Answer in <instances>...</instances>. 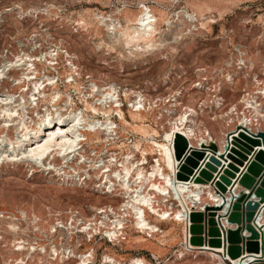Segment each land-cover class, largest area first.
Instances as JSON below:
<instances>
[{"label":"bare ground","instance_id":"6f19581e","mask_svg":"<svg viewBox=\"0 0 264 264\" xmlns=\"http://www.w3.org/2000/svg\"><path fill=\"white\" fill-rule=\"evenodd\" d=\"M140 4V12L138 14H132V12L127 10L126 7L122 11L119 10L125 19L126 26H124L121 21L115 20L111 17H105L99 14L95 15V21L97 22V26H95V28L106 32L108 37V41H103L100 43V46H119L125 50L126 54L132 57L145 55L149 56L151 53L156 54L158 48L163 46V44L159 43L156 38L157 35L160 34L158 19L152 14L149 7L145 4ZM180 14H183V18L190 23L191 26L194 25L195 28L197 26L203 27L208 22H216L209 17H199L197 14L187 11L185 7H181L180 10L173 15V18L179 17ZM42 21L46 27L50 28V30L52 29L53 22L50 19L44 18ZM59 24L60 27L57 28V31L70 33L76 38H78L79 33L82 34L84 32H89V29L92 27L91 23L78 21V25L80 27L75 31L76 26L71 27L65 22V20ZM167 24L172 25L173 22L169 21ZM62 39L63 41L61 44H56L54 50H51L53 46L42 50L40 52V57H35L34 54H30V50H27L29 53L22 56L19 55V52L16 53V58L13 60H7L4 58V53L0 58H3V60H0V171L3 168L10 169L11 165L14 167L24 165L26 166V169H36V173H39L47 167L46 162L42 161L44 157L50 158V156H54L55 158L62 156L64 158L71 152V150H73V146L81 140L80 135L75 132V130H77V125L75 124H79L80 122V116L76 115V113L73 116H71L72 114H69L68 116H70V118H67L66 121L59 118V113L57 114V120L54 122L50 120V114L53 110L51 109V106H57L56 102L58 97H60L59 94L61 91L57 88V86H54L49 90L46 87L44 89L45 94L42 96L41 101H39L41 104L38 102L37 107L32 106L33 101L36 100V93L39 92V94H42V89L46 84L54 83V78L48 76H46V80L34 81L35 75L38 74L40 70V66L34 63V57L36 58L35 61L40 60V63L43 61L46 63L53 62V57L56 55L59 56V53L61 52L63 55L62 58L65 61L64 67L67 71L71 72L69 76L73 73H76L79 77H81L82 74H87L85 73V69L82 67L80 56L73 50L69 40L65 38ZM54 52L58 53L53 54ZM229 52L232 53L231 50H229ZM168 56L166 59H169ZM56 60H59V58L57 57ZM224 65L225 63H219L216 69L221 71L230 70ZM234 72L236 71L234 70ZM246 74L250 75L251 78L246 80L247 84L243 89L238 102L232 104V115H229L226 119L222 117V121L216 123L222 130L221 134H218L214 127L207 125V128L212 135V143L215 141L220 143L226 142V137H222V133L224 132V128H226V124L229 120L233 122L237 121L239 123L238 130H241V132L253 133L258 128L257 125L260 122L259 119L262 117L264 106H259L256 98L258 94L264 98V83H261L260 76L256 71V65L254 63L251 66H248ZM240 75L241 74L238 75V79H235V75L234 79H224V89H229L232 92H235L236 86L241 83ZM91 77L97 81L106 80L105 77H97L95 74H92ZM203 77V71H197L196 79L198 78L200 80ZM215 80L219 81L220 77L215 78ZM195 82L196 81H194V84ZM108 84V96L105 100V106L102 107L103 113L108 116L107 122L102 125L104 134L100 133L94 137V139H91V143L106 142L111 140L114 134H117L118 128L123 131H127L129 128L140 136V141L132 146L124 143V146H127L128 150H141L143 155H155L157 151L160 150L162 156L161 160L165 163L167 162L169 169H174L177 164V160L175 159L173 153L175 134L180 132L187 135L188 132H186V129H189L188 123L191 122L196 124L199 122L200 114L197 108L193 105L187 106V108L192 111L193 115V118L190 120L184 113H182L184 108L183 104L181 106L179 116L172 117L173 115L168 110L169 107L166 103V99L161 101L160 104L159 101L155 103L148 98L143 99L137 89L129 88L128 90H124V97H126V100L128 99L129 103V119L124 108H122V103L117 98L120 89L123 90L124 88L113 80H110V83ZM261 84L262 87L260 88ZM29 85H33L34 89L27 92L25 96L23 92ZM89 86V88L93 87L94 90L96 89L93 83ZM51 90L52 93L47 94V92ZM65 95L68 97L67 93ZM202 100L204 105L210 109L211 98L203 97L201 98V101ZM212 103L214 104V101H212ZM218 104L219 103L217 102L216 105L219 106ZM241 104L245 107L239 109L238 106ZM85 106L87 109H91L95 113L100 111V109L89 101L85 102ZM157 106H160L162 110H167V115L163 114L162 117L159 115L152 121L155 125L169 127L170 130L165 132L163 141L156 140V137L159 136V131H157L155 126L150 124L149 120L155 116L156 108H158ZM70 107H74V105L72 98L69 96L66 106H63L61 111L65 109L68 111ZM114 113L118 116L119 124L112 120L111 116H113L112 114ZM204 117L207 120L210 119V112H206ZM68 119H73V122H75L73 127H71L72 125L70 124V121L69 123L67 122ZM142 140L146 142V145L141 143ZM229 142L231 141L229 140ZM258 150L259 148H257V151ZM218 159L221 160L220 157H218ZM111 163L113 162L111 161ZM137 166L139 165L132 163L131 161H126L125 163L122 162L121 164H118L117 162V167H123V171L115 169L112 177L102 174L103 177H106L109 189L115 191L112 194H106L108 202L104 205L117 207V209L115 208L116 214L118 213L122 216L119 218L118 216H115L113 220L110 215L106 214H104L103 217H100L98 213H102V208H98L99 206L97 205L92 207L95 221H101L102 224L113 223L112 225L114 226V229L109 231L107 234L113 241H115V246L120 247L122 252H127V250H125L122 242L118 243L116 241H119V237L121 236L120 234L123 233V235H126L124 233L125 229H127L128 235H130V232L131 235H139V239L132 240V243L133 241H136L133 243V246L137 245L139 248H144V244L148 242V240L157 241L163 248H166L169 243V232L166 230H163L161 234H155L156 231L161 230L159 224L163 223L161 221L167 219L168 214L165 210L161 212L156 209L154 201L151 197L147 196L142 199V196L138 191L139 186H141V182L149 184L152 186V189H156L158 191L160 195V203H166L168 201V198L172 195V188L177 190L182 208L180 207L176 209L172 219L174 220V223L182 226V231H184L182 224L188 218L192 209H201L208 205L213 207L222 205L221 197L208 189L209 183L203 185L193 181H182L175 182L178 184L174 186V180L168 173H165V171L162 170V167H159L156 170L154 169L155 172L151 176H160V186L157 187L156 184L152 183V178L145 177V179L142 180L143 174L138 168L136 169ZM239 169L243 171L244 168L240 167ZM101 173L99 171L97 177ZM37 177L46 179L42 175H38ZM52 183L56 184L54 182ZM49 193H51L50 195H58V191H50ZM116 198L120 200H116ZM143 206H146L152 214L149 212L150 215H148ZM223 206H226V203ZM22 212L27 218L28 214L26 211L23 210ZM33 215V223L38 222L41 216L39 214ZM2 216L5 215L3 214ZM6 218L12 220L9 225V230L13 233L17 232V225L13 223L16 219L11 215H8ZM259 222L261 223V220ZM110 226L111 225H109V227ZM148 234L152 235L151 238L145 239ZM124 240H127V238H124ZM129 244L131 243H128V245ZM97 251V249H94V251L89 254H83L76 251L64 252L62 261L65 263L75 261V264H91L96 261L95 252ZM106 251H108V249ZM213 251H208L204 254L209 255V257L216 261V264L247 263L242 262L243 260L241 259L232 260L230 258H224L222 254H220L223 252L222 249H215ZM154 255L158 257L160 253L155 252ZM101 264L150 263L141 256L134 257L126 262L119 259L116 254L111 255L106 253Z\"/></svg>","mask_w":264,"mask_h":264},{"label":"rangeland","instance_id":"374dc122","mask_svg":"<svg viewBox=\"0 0 264 264\" xmlns=\"http://www.w3.org/2000/svg\"><path fill=\"white\" fill-rule=\"evenodd\" d=\"M140 3L149 7L158 19L160 34L156 38L163 46L158 48L156 54L132 57L119 46H100L103 41H108V37L106 32L95 28L97 26L95 15L111 17L126 26L119 10L122 11L126 7L132 14H138ZM14 5H20L25 9L39 8V11L47 8L48 10L43 11L41 15L44 13V16L51 19L53 33L58 39L69 40L73 50L81 58L86 75L103 76L106 78L104 82L113 80L123 88L145 89L154 97L157 93L167 95L181 89L184 91L182 100L184 106L193 105L198 108L203 98V95L193 90L198 69L226 62L233 55L234 48L231 45L236 42L242 43L249 49L256 71L264 79V46L256 39L264 29V0H0V12ZM181 7H185L187 11L199 17H209L216 22H208L203 27L195 28L183 18V14L173 18ZM63 20L71 27L76 26L75 31L80 27L78 21L91 23L92 27L89 32H84L83 35L79 33L76 38L70 33L57 31L60 27L59 23ZM169 21L173 24L168 25ZM16 22L18 21L14 17H9L5 26H0V54L4 51V46L14 38H22L26 32L41 27L38 20L30 21L24 27L20 24L18 26ZM17 45L18 42L16 47ZM167 56L169 59H166ZM43 69L46 70L47 67L44 66ZM70 73L64 68L61 70L63 78ZM246 78L245 75L242 76V82L236 86L235 92L226 91L227 107L238 102L247 84ZM82 84L87 85L85 77ZM72 89L73 87L69 86L63 91ZM125 112L130 119L128 107L125 108ZM153 119L155 116L149 119L150 124L155 126L152 123ZM201 120L216 130L219 128L218 124L212 122V115L208 120L205 117ZM29 178L28 169L24 165L19 167L11 165L10 169L3 168L0 171V264H9V259L17 256L14 255L11 246L7 247L8 243H12L17 237L34 235V231H27L34 213L45 215L46 207H51L62 211L76 209L90 215L93 206L103 207L108 202L106 195L101 193L53 184L50 180L41 177L33 180ZM50 191H58V195H50ZM116 200L120 199L116 198ZM23 210L29 215L28 218H24ZM3 214L5 216H2ZM8 215L16 219L13 221L15 224L19 220L23 222L22 231L18 234L9 230L12 220L6 218ZM31 225L33 229L34 226ZM160 226L169 232V243L166 248L152 240H148L144 248L133 246L136 241L132 243V240L139 239V235H131L130 232L127 240L122 242L127 252H122L118 246L114 247L99 241L84 244L80 253L85 254L96 248L98 251L94 264H101L106 253L116 254L119 259L126 262L141 256L150 264H156L153 255L159 252L162 264H171L174 249L180 245L182 239L175 243L171 241L178 233L183 238L184 231L182 226L173 222H165ZM2 237L5 240H1ZM75 244L77 245L76 242ZM196 262L216 264V261L207 254H202L197 260L189 257L177 264ZM67 264H75V261Z\"/></svg>","mask_w":264,"mask_h":264},{"label":"built area","instance_id":"2783aa9c","mask_svg":"<svg viewBox=\"0 0 264 264\" xmlns=\"http://www.w3.org/2000/svg\"><path fill=\"white\" fill-rule=\"evenodd\" d=\"M47 10V8H43L42 11H39V8L38 10H36V8L25 9L20 5H14L8 7L3 12H0L1 27L5 26L9 17H14L18 21L16 22L18 26L20 24L24 27L25 24L33 20H38L41 25L40 29H35L33 31H29L28 33L26 32L22 38H14L12 41L8 42L4 46V51H2V54L4 53V58H6L7 60H13L16 58V53L19 52V55L22 56L26 53H29L27 50H30V54H34L35 57H40V52L42 50L51 46H53L51 50H54L56 44H61L63 39H58L54 35L53 30H50V28L46 27L44 22L42 21V19L44 18L50 19L48 16H44V13L43 15H41L43 11ZM256 39L258 43H261L264 46V29L261 33H259V35H257ZM16 42H18L17 47ZM231 47L234 48V53L228 58L226 62H224V66L228 67V69L230 70L221 71L216 69L219 64L211 67H200V69H198V71H203L204 77L200 80L198 78L195 80L196 82L193 86L195 88H193V90L197 91L205 98H211V107L210 109L207 108L202 100L197 108L200 114L199 122L196 124L191 122L188 123L189 129H186V132H188L187 135H184L180 132L177 133L183 135L186 138L189 144V150L204 152L207 157H220L222 155L228 157V155L234 148L233 143L235 142V138L239 137L241 133V130H238L239 123L237 121L233 122L229 120L226 124V128H224L225 133H222V137H226V142L220 143L215 141L212 143V135L207 128V124L201 120L202 117L204 118V114L206 112H210V115H212L213 123L222 121V117L226 119L229 115H232V105L227 107V99L225 94L229 89H224V79H234V75L235 79H238L239 74H241V78L243 75H245V77H247L246 80L248 78H251L250 75L246 74L248 66H251L254 63L249 49L239 42L231 45ZM57 53L58 52H54L53 54ZM2 54H0V58ZM62 56L63 55L60 52L59 56L56 55L55 57H53V62L47 63L44 61L40 63V60L35 61L36 58L34 57V63L40 66V70L38 74L35 75L34 81L46 80V76H48L54 78V83L46 84L42 89V94H39V92L36 93V100L33 101L32 106L37 107L38 102L41 101L42 96H44L45 94L44 89L46 87L49 90L54 86H57V88L61 91L59 94L60 97H58V100L56 102L57 106H51V109L53 110L50 114V120L53 122L57 120V114L59 113V118L66 121L67 118H70V116H68L69 114H72L71 116H73L76 113V115L80 116L79 124H75V122H73V119H68L67 122L69 123L70 121V124L72 125L71 127H73L74 124L77 125V130H75V132L80 135L81 140L73 146V150H71V152L68 153L64 158L62 156L55 158L54 156H50V158L44 157L42 161L46 162L47 167L41 171L39 170V173H36V169H28V177H30L29 179L33 180L38 175H42L46 179L61 186H73L80 189L89 190L91 192H96L98 194L101 193L103 195L112 194L115 191L109 189L106 177H103L102 174L112 177L115 169L123 171V167H117V162L118 164H121L122 162L125 163L126 161H131L132 163L139 165L136 167V169L138 168L143 174L142 180H144L145 177L152 178V183L156 184L157 187L160 186V176H151L159 167H162V170H164L165 173H168L174 180V186L178 184L175 182H182L178 180V174L180 173V163L178 161L175 168L171 170L168 168L167 162L165 163L163 160H161L162 156L160 150H158L155 155H143L141 150H128V147L124 146V143L126 145L132 146L140 141V136H138L129 128L127 131H123L122 129L118 128L117 134H114V136H112L113 138L106 142L91 143V139H94V137H96L100 133L104 134L102 125L107 122L108 116L103 113L102 107H104L106 103L105 100L109 92L108 83L110 82L97 81L93 77H91V75L85 74H82V76L79 77L76 73L71 74V76L69 77L67 76L66 78H63L61 76V70H63L64 68V70L66 71V69L64 67L65 61ZM57 57L59 58V60H56ZM0 60H3V58ZM44 66L47 67L46 70L43 69ZM234 70L236 72H234ZM84 77L87 80L86 86L82 84L84 82ZM219 77L220 80L216 81L215 78ZM260 79L261 83H264V79L261 77ZM91 83L94 84V87L96 88L95 90L93 89V87L89 88V85H91ZM69 86L73 87L71 91H63L65 87L68 88ZM261 87L262 84L260 85V88ZM33 89V85H29L25 89L23 94L26 96V93L32 91ZM128 89V87L124 88L123 90L120 89L117 96V98L122 103V108H124V110L129 106V103L126 102V97H124V90ZM138 92L141 94V97L143 99L148 98L155 103L159 101L160 104L161 101L166 99V103L169 107L168 110L173 115L172 117L179 116V113L181 112V106L183 104V90H175L168 93L167 95L157 93L155 97L151 96L150 93L145 89H138ZM51 93L52 90L47 92V94ZM66 93L68 94V97L70 96L72 98L74 107H70L68 111H66V109L61 111V108L63 106H66V102L68 100V97H66L65 95ZM86 101L93 103L94 106L100 109V111L95 113L91 109H87L85 106ZM212 101H214V104L212 103ZM256 101L258 102L259 106H264V98L260 94L257 95ZM217 102L219 103V106L216 105ZM39 104H41V102H39ZM157 107L158 108H156L155 117L159 115L160 117H162L163 114L167 115L166 109L162 110L160 106ZM244 107L245 106H243L242 104L238 106L239 109H242ZM182 113H184L187 118H189V120L193 118L192 111L187 108V106H184ZM112 115V120L115 123L119 124L117 114L114 113ZM259 120L260 122L257 125L258 128L256 131H254L253 133H244L252 138H258L261 133H264V111L262 113V117ZM155 127L157 131H159V136L156 137V140L163 141L165 132L170 130L169 127L158 125H155ZM216 132L218 134L220 132L221 134V128L219 127ZM177 134H175L173 145V153L175 159V141ZM229 140L231 142H229ZM260 140L262 141V139ZM141 143L143 145H146V142L143 140L141 141ZM212 144H215L218 148V152L216 155L215 152L211 149ZM111 161L113 163H111ZM226 161L227 162L222 161V163L225 166H228L231 163V160L228 159ZM221 169L222 167L219 168L218 173L214 174L215 178L219 176ZM99 171L100 173H103H101L97 177ZM140 185L141 186H139L138 191L142 196V199L147 196L151 197L154 201L156 209L160 210L161 212L164 210L167 212V219L161 222L174 223V220L172 218L176 209L180 207L182 208L177 190L172 188V195L168 198V201L166 203H160V195L156 189H152V186L146 183L141 182ZM208 189L221 197L222 205H224L225 203L227 204L228 208H226V211L230 209L231 205L235 201H237V199L240 197L241 192L243 191V188L240 186H237L234 189H231V187H229L228 192L226 194H222L219 189L212 184L208 185ZM206 207L201 209H192V211H190L188 215V218L183 222V241L177 248L174 249L173 255L171 257V264H177L189 257H193L195 260H197L202 254L206 252L203 250V248H198L191 245L192 235L190 233V227L192 225L190 222V216L192 212L194 210L205 212ZM98 208H102V213H98L100 217H103L104 214H106L110 215L113 220L115 216H118V218L122 216L118 213L116 214L115 208L117 209V207L115 206L109 207L105 205ZM143 208L147 211V214L150 215L151 211L146 206H143ZM39 215L41 216V218L40 220H38V222L33 223L32 219V222L28 224L27 231H34V235L17 237L12 243L7 244V247H12L11 249L14 252V255H17L9 259V264H67L72 261H69L67 263L63 262V253L70 251L80 252L84 244L98 243L99 241H101L115 246V241H113L107 234L109 231H112L114 229V226L112 225L113 223L102 224L101 221H95L93 212L90 215H87L82 211L76 209H68L62 211L47 207L46 214ZM24 218L26 217L24 216ZM260 220L261 223L259 222L258 226L260 228H263L264 211L260 216ZM22 223L23 222L20 220L17 222L16 225L18 231L14 232L15 234H18L20 231H22ZM31 224H33L34 226L33 229L31 227ZM161 224L162 223L159 224L161 230L156 231L155 234H161V232L164 230V228L160 226ZM109 225L111 226L109 227ZM219 227L222 231V227L220 225ZM223 227L225 230H228V228L230 227L233 229L236 228V226H227L225 222L223 224ZM124 233L126 235H123V233L120 234L123 238L120 236L119 241L117 240L116 242L119 243L126 241L124 240V238H128L129 236L127 234V229L124 230ZM151 236L152 235L148 234L145 238L150 239ZM3 239L5 240V238L2 237L1 240ZM75 242L77 243V245L75 244ZM94 249H92L90 252H93ZM90 252L86 254H89ZM95 254L97 255V252H95ZM153 260L156 264L163 263L159 256L156 257L155 255H153ZM195 264L199 263L196 262Z\"/></svg>","mask_w":264,"mask_h":264},{"label":"water","instance_id":"95a60500","mask_svg":"<svg viewBox=\"0 0 264 264\" xmlns=\"http://www.w3.org/2000/svg\"><path fill=\"white\" fill-rule=\"evenodd\" d=\"M233 145L228 157L222 155L219 160L217 156L207 157L204 152L189 150L186 138L181 134L176 136V160L180 163L179 181H193L203 185L209 183L215 185L222 194H226L229 187L243 188L240 197L227 211L226 204L207 206L205 212H192L191 245L203 248L206 252L222 249L220 254L226 259H241L246 264H264V226H258L264 211V133L258 138H252L241 132ZM211 149L216 155L217 146L213 144ZM228 159L231 163L225 166L222 161L227 162ZM220 167L221 172L215 178L214 174L219 172ZM240 167L244 168L243 171ZM224 222L227 226L236 228L225 230Z\"/></svg>","mask_w":264,"mask_h":264},{"label":"crops","instance_id":"0c3cea01","mask_svg":"<svg viewBox=\"0 0 264 264\" xmlns=\"http://www.w3.org/2000/svg\"><path fill=\"white\" fill-rule=\"evenodd\" d=\"M181 227V226H180ZM165 230V229H164ZM181 240L182 239V241H183V238L181 237V234L180 233H178V235H177V237H174L173 239H172V241H171V243H175L176 241H178V240ZM182 241H181V243H182ZM180 243V244H181Z\"/></svg>","mask_w":264,"mask_h":264}]
</instances>
